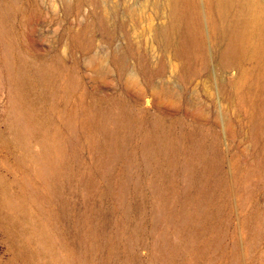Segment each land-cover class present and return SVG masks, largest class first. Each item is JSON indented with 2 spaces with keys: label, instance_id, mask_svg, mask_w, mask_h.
I'll return each mask as SVG.
<instances>
[{
  "label": "rangeland",
  "instance_id": "rangeland-1",
  "mask_svg": "<svg viewBox=\"0 0 264 264\" xmlns=\"http://www.w3.org/2000/svg\"><path fill=\"white\" fill-rule=\"evenodd\" d=\"M247 2L186 0L180 53L168 0H0V264H264V0Z\"/></svg>",
  "mask_w": 264,
  "mask_h": 264
},
{
  "label": "bare ground",
  "instance_id": "bare-ground-1",
  "mask_svg": "<svg viewBox=\"0 0 264 264\" xmlns=\"http://www.w3.org/2000/svg\"><path fill=\"white\" fill-rule=\"evenodd\" d=\"M168 1H170L173 15H174V13L176 11L186 12V16H182V17L185 20L187 19L188 26H189L190 30L188 32L181 33L180 39H179V41L177 43V51L180 52V53H186V52H188L190 50V46H192L195 43V36L193 35L194 34V31L192 29L191 19H190V16H187L188 13L190 12L189 5H187L186 0H168ZM244 1H246V0H218V3L225 10H229V9L232 10L236 6H242V8H243L242 10L243 11H248L249 8H250V4H249V2H247L246 4H243ZM240 3H241V5H240ZM175 14H177V13H175ZM260 17L257 16V17H254L253 18L254 20L255 19H259V18L262 20V22H261L262 24L261 25H258L259 23L257 24L259 30H261L262 28L264 29V10L261 11ZM241 21H244V23H245L246 22V19L245 20L243 19ZM253 22L256 23L255 21H253ZM239 25L240 24L238 23V28H237V25L234 24L233 22L229 24L227 33H226L225 38H224V40H225V43L223 45L224 48H223V50H222V52L220 54V60H221V62H231L237 56V53L239 51V39H240L239 29L241 28V27L239 28ZM159 36H161V35H159ZM160 40H161V38H160ZM164 41H165V38H164ZM174 49H175V46H174ZM65 154H66V148L64 146H59L58 151L56 153L49 151L48 154L45 156V158H46V162H45L46 167L48 169H50L51 171H53V172H58V171L61 172L60 166L63 165V162L65 160ZM211 169L214 170L212 167H211ZM34 178H39V179H41L42 182H44L45 184H47V182L43 178V173H42L41 170H38V169L36 170V173L34 175ZM47 188H48V186H47ZM43 189H45V187ZM208 195L207 194L204 195V196L202 195L201 200L202 199H205V198L208 199L209 198ZM49 199H51V198L49 197ZM83 225H84V223H83Z\"/></svg>",
  "mask_w": 264,
  "mask_h": 264
}]
</instances>
